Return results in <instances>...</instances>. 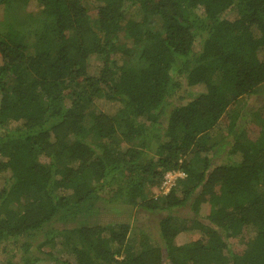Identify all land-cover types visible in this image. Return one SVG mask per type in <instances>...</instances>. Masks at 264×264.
Here are the masks:
<instances>
[{"label":"trees","instance_id":"16d2710c","mask_svg":"<svg viewBox=\"0 0 264 264\" xmlns=\"http://www.w3.org/2000/svg\"><path fill=\"white\" fill-rule=\"evenodd\" d=\"M26 4L0 14V264H264V121L246 119L264 120L248 104L264 98V0L0 10ZM101 202L156 215L158 234L132 241L95 219Z\"/></svg>","mask_w":264,"mask_h":264},{"label":"rangeland","instance_id":"374dc122","mask_svg":"<svg viewBox=\"0 0 264 264\" xmlns=\"http://www.w3.org/2000/svg\"><path fill=\"white\" fill-rule=\"evenodd\" d=\"M8 11L9 14L8 15H4V19L5 20H9V19H18L23 18V17H27L29 14L32 13H37L39 11V8L33 4H26V5H19L16 7V9L14 10H0V14L4 13ZM2 15V14H1ZM131 16V15H130ZM133 16V15H132ZM8 18V19H7ZM3 21V19H1ZM126 31L122 30L120 33V38H121V43H125L126 46H131L132 42L130 41V39L127 38L126 36ZM125 61L133 64V65H139V61H138V57H136V55H126L125 56ZM259 102V103H257ZM249 106L252 107L253 110H257L259 108V104L260 105H264V98L262 97L261 99H259L257 97V95H252V97L249 99ZM259 111V110H258ZM259 113V112H257ZM248 118L250 124L249 126L251 127L252 131L251 133L256 132L255 128L260 127L259 125H262L263 123V118L254 113L253 114V119L251 118V115L246 116V119ZM252 119V120H251ZM249 127V128H250ZM136 142V141H135ZM138 142V141H137ZM137 144V143H136ZM127 145H131V143L127 142ZM137 146V145H136ZM176 175H174L173 177L169 178L170 181L169 183L163 188V185L160 186L159 188H154V191L157 194H162L165 193L167 191H169L170 187L174 184V182L176 181V179L179 177H176ZM207 207L208 205H204L202 207V214L206 215L207 213ZM98 213L97 215H95V219L99 222H109V221H126L129 222L131 224V236L130 239H132V241H140L144 236L141 235V231L148 233L149 235H151V237H155L158 234V226H157V216L154 214H150V212H147L146 210L142 209V208H132L129 207L125 204L122 203H118L115 205H108L106 203H99L98 207ZM188 209H182L180 215L182 217H187L188 215L190 216V213L188 212ZM91 220H94V216H90ZM74 224V223H73ZM72 224H58L57 226L60 227H65L68 226L70 227ZM243 244H240L239 247H243ZM53 255L59 258H70V255L67 254V252H65L62 249H53ZM37 264H55L54 261L52 259H48V260H43L38 262Z\"/></svg>","mask_w":264,"mask_h":264},{"label":"built area","instance_id":"2783aa9c","mask_svg":"<svg viewBox=\"0 0 264 264\" xmlns=\"http://www.w3.org/2000/svg\"><path fill=\"white\" fill-rule=\"evenodd\" d=\"M174 175H176L175 178L178 177V176H185V174L182 171H180V170H173V171L167 172L166 175H165L164 182L162 184L163 185V188L169 183V181H170L169 178L173 177Z\"/></svg>","mask_w":264,"mask_h":264}]
</instances>
